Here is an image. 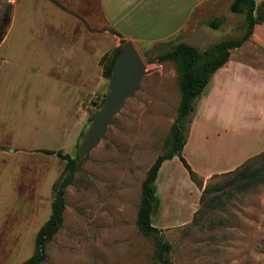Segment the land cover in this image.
<instances>
[{
  "label": "rangeland",
  "instance_id": "374dc122",
  "mask_svg": "<svg viewBox=\"0 0 264 264\" xmlns=\"http://www.w3.org/2000/svg\"><path fill=\"white\" fill-rule=\"evenodd\" d=\"M31 1L34 12L27 10L29 1L0 0V25L9 6L11 23L5 33L15 25L0 47L1 149L7 152L10 142L19 148L58 149L68 113L64 125L72 137L67 152L76 157L107 93L101 58L116 47L107 39L101 19L92 24L78 16L79 0H55L72 17L67 21L45 10V0ZM220 13L222 25L197 44L200 50L245 31L244 18L229 6ZM50 15L61 27L50 28ZM75 16L82 23L75 25ZM134 45L147 72L140 90L125 102L104 139L74 172L65 188L62 227L47 243L41 264H158L154 239L139 232L136 218L141 184L164 152L180 90L174 63L158 61L167 47ZM57 86L82 99L71 108L65 106L64 97L55 95ZM234 98L211 101L206 110L222 114L231 109L227 122L235 110ZM187 128L189 132L190 124ZM216 137L213 133V141L204 142L200 132L192 151H183L199 176L219 166L216 153L223 148L237 158L250 149L239 142L229 147L226 139ZM11 149V155L0 154V264H21L33 254L36 233L51 212V185L65 164L54 155ZM229 178L215 175L195 187L178 157L165 163L156 180L159 208L152 224L172 246L170 264H264V184L236 192L222 187ZM208 185L204 203L214 202L206 208L200 197Z\"/></svg>",
  "mask_w": 264,
  "mask_h": 264
},
{
  "label": "crops",
  "instance_id": "0c3cea01",
  "mask_svg": "<svg viewBox=\"0 0 264 264\" xmlns=\"http://www.w3.org/2000/svg\"><path fill=\"white\" fill-rule=\"evenodd\" d=\"M26 1H29L27 4V10L34 12L32 1ZM232 1L233 0H230L227 3L226 0H79L77 11H80L78 16L80 15L85 21H92V24H95L94 20L97 22L98 18L101 19L107 39L116 48L120 46L121 40H125V42L131 41L133 44H161L163 42H172L176 44L183 42L199 48L197 44L205 42L210 35V31L214 30L208 24L212 20L222 19L220 12L226 10L228 6L230 8ZM262 1L263 0H255L256 5H259ZM45 3L49 7L48 9L45 8ZM53 4L59 6L58 3L55 4L50 0H45V10L52 11L54 14L56 13L55 15L58 14L61 20H71L72 17L69 16L70 18H68V14L62 9V7L59 6L60 8L55 10L56 8ZM58 11L64 14H59ZM50 16V28L61 27L62 24L60 25V22L57 21L56 18H53L52 15ZM78 16H75L73 19L75 25L82 23V19ZM14 21L16 23V20ZM10 23L11 15L7 27ZM221 25L222 24H220L218 28H220ZM10 32L3 35L0 40V47L8 38ZM263 36L264 21L255 26L254 32L248 41H246L241 47L230 51L228 62L212 75L209 83L195 102V111L193 113L194 115L190 123L183 151L191 146H195V140L200 132L201 138L204 142L208 139L212 140L214 133L217 136L216 138H218L217 140L222 138V140L226 139L229 143V147L233 146V142H239L242 144L248 143V146L250 147L243 156L238 158L233 157L232 154L234 153L230 152L231 150H226V148H223V150L216 153V160L219 166L207 173H201L200 177L204 182H207L215 175L232 172L247 160L264 152ZM57 87L58 89L56 90L55 95L58 97H64L65 106L68 103L71 108L77 98L79 100L82 99L81 95L76 97L74 95L72 96L68 91H62V87L65 88V86ZM234 95L235 97H238L234 98L235 114H231L232 116L229 118L230 120L227 119V122L225 121V116L231 109L229 111H223L222 114L219 111L217 113L209 114L206 110L207 104L211 101L215 102L219 99H227ZM67 114L68 113H66L65 123L68 119ZM64 124L61 127V136L62 139H64L63 143L58 149L47 150H62L64 154H68L67 150L71 147V145L70 147L68 146L72 134ZM243 124H250L248 125L249 128L244 127ZM242 129L248 131L242 133ZM233 131L234 134H231ZM10 146V149H8L7 152H4L1 149L0 144V154H10L9 150H12L11 148L19 149L18 152L24 154L29 152L35 153L38 152V150L45 149L41 147L19 148L15 147L12 142H10ZM192 149L193 148L191 147L190 151H192ZM198 153L201 154L200 149ZM185 159L191 169L198 174L199 171L192 167L188 158ZM168 161L163 162L158 175ZM260 217L262 218L263 216ZM255 223L256 222H254V224ZM157 228L161 229L160 227Z\"/></svg>",
  "mask_w": 264,
  "mask_h": 264
},
{
  "label": "trees",
  "instance_id": "16d2710c",
  "mask_svg": "<svg viewBox=\"0 0 264 264\" xmlns=\"http://www.w3.org/2000/svg\"><path fill=\"white\" fill-rule=\"evenodd\" d=\"M50 1L57 4L55 0ZM229 9L233 14L241 15L244 18L245 31L240 37L222 40L204 50L183 42L176 44L163 42L160 44L167 47V49L159 56L158 61L174 63L178 76L180 101L176 118L164 142V152L157 156L149 167L141 184L140 202L136 218V226L139 232L145 237L154 239V258L158 264H170L169 255L172 250L171 244L162 240L161 230L152 224V216L159 208L156 187L159 170L163 162L178 157L188 171L190 180L196 186L202 187V178L191 169L182 154L187 139V124L191 123V116L195 111V102L209 83L212 75L228 62L230 51L241 47L248 41L254 32L255 26L264 21V0L259 5H256L255 0H233ZM11 10L12 6H9L4 11L0 25V40L5 34L4 28L10 21ZM220 24L221 20L217 19L212 20L208 25L216 29ZM124 42L125 40H121L120 46L101 58V64L103 65L102 74L107 80L111 76L115 61ZM103 100L104 97L101 98L98 108H101ZM38 152L45 155H54L65 164L62 173L52 184L51 212L36 233L34 252L21 264H41L46 260L45 247L62 227L66 207L65 188L71 182L79 162V154L76 157H72L69 154H64L62 150L47 149H41ZM260 159L261 163H258ZM219 176H230L222 187L231 188L236 192H245L257 188L264 184V152L247 160L234 171ZM209 189V185L203 189L200 197L201 203H204L205 195L209 193ZM213 202L214 200L204 203V207L212 206Z\"/></svg>",
  "mask_w": 264,
  "mask_h": 264
},
{
  "label": "water",
  "instance_id": "95a60500",
  "mask_svg": "<svg viewBox=\"0 0 264 264\" xmlns=\"http://www.w3.org/2000/svg\"><path fill=\"white\" fill-rule=\"evenodd\" d=\"M146 73L145 64L134 44L131 41L124 42L108 80L101 108L81 144L76 170L104 139L108 127L114 123L115 116L122 110L125 102L140 90Z\"/></svg>",
  "mask_w": 264,
  "mask_h": 264
},
{
  "label": "bare ground",
  "instance_id": "6f19581e",
  "mask_svg": "<svg viewBox=\"0 0 264 264\" xmlns=\"http://www.w3.org/2000/svg\"><path fill=\"white\" fill-rule=\"evenodd\" d=\"M179 181V180H178ZM180 182V181H179ZM178 185V188H179V184H177ZM26 251V250H25Z\"/></svg>",
  "mask_w": 264,
  "mask_h": 264
}]
</instances>
